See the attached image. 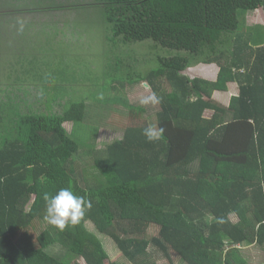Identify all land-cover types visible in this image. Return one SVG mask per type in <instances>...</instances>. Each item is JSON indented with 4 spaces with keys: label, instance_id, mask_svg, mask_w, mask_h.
I'll return each mask as SVG.
<instances>
[{
    "label": "trees",
    "instance_id": "16d2710c",
    "mask_svg": "<svg viewBox=\"0 0 264 264\" xmlns=\"http://www.w3.org/2000/svg\"><path fill=\"white\" fill-rule=\"evenodd\" d=\"M76 1L68 24L77 27L80 11L100 8L114 33L106 42L102 74L109 82L99 101H113L106 93L116 89L115 82H147L160 105L155 127L164 132L148 142L142 135L150 125L143 118L146 109L127 104L131 118L144 122L126 127L122 139L84 164L80 137L65 123L80 127L87 105L78 92L57 89L63 68L49 76L53 99L75 98L58 112L23 111L4 101L7 89L0 80V264H66L48 252L52 244L86 264H107L110 254L88 221L131 264H158L150 247L170 264L173 253L188 264H251L242 249L264 246V40L258 42L264 21L245 34L239 13L264 18V0ZM0 42L9 44L4 35ZM143 42L153 43L149 55L155 64L142 71L137 62L124 70L121 57L129 54L120 43ZM0 54V74L18 76L20 59L8 70L9 55ZM201 63L219 66L215 79L185 73ZM66 66L75 77L77 65ZM31 71L37 76V69L25 70ZM83 75L89 72L81 69ZM230 83L239 92L227 105L216 93ZM208 110L211 117L205 116ZM89 166L93 173L85 171ZM62 188L92 205L79 223L63 230L45 220L44 200ZM36 223L46 224L39 233L32 231ZM152 225L158 226L154 234Z\"/></svg>",
    "mask_w": 264,
    "mask_h": 264
},
{
    "label": "rangeland",
    "instance_id": "374dc122",
    "mask_svg": "<svg viewBox=\"0 0 264 264\" xmlns=\"http://www.w3.org/2000/svg\"><path fill=\"white\" fill-rule=\"evenodd\" d=\"M74 3L78 2L76 0H0V36L4 35L9 42V44L0 42V52L9 55L6 59L11 62H8V65L5 63L8 70L10 64L18 59L26 67L24 70L23 66L20 67L21 72L18 76L12 73L13 77H11L6 72L0 74V80L3 82L1 86L7 89L1 96L6 102L12 101L19 104L23 111L39 113L62 111L65 104L75 97L66 95L53 99L56 91L52 86L55 83L49 81V76L55 72L54 70L63 68V74L58 73L60 78L57 79L64 82H56L57 89L62 92H78L85 98L83 99L87 105L86 117L80 127L77 126L75 129L73 122H66L65 126L70 133L76 131V138L80 137L78 140L81 145L78 155L80 162L90 165L94 157L106 151L109 144L123 138L126 127L144 122L141 119L131 118L127 104L144 107L146 113L143 118L148 119L150 125L153 126L156 123L154 114L160 109V105L158 101L148 104L141 103L146 97H152L155 94L147 82L139 81L134 84L128 83L124 87H119V83L115 82L116 89L106 93V96L113 97V101L107 104L99 101L104 96L103 90H106V83L109 82L108 78L102 74L105 70L103 61L108 57L105 54L108 48L106 42L114 37V33L106 21L105 13L100 8L80 11L74 19L79 25L73 28L68 24V19L73 18L74 14L69 6ZM90 3L92 1L88 2ZM240 13L241 29L248 30L245 34H249L254 29L255 23L264 21L260 15L255 18L248 11L240 10ZM263 40V35L258 37V42ZM152 45V42L120 43V50L129 54L127 58L121 57L123 69L128 70L124 66H136L138 62L140 70H149L155 64L152 61L154 58L152 57L150 61L149 55ZM165 50L167 49L164 48ZM170 51L179 53L175 49ZM156 55L159 54L156 53ZM2 57L3 55L0 54V59ZM67 62L77 65L74 69L77 74L75 77L78 79L71 77L70 71H66ZM211 65L215 70L211 72L213 74L211 77H216L220 68L217 64ZM198 66L190 67L185 73L199 76ZM0 67L4 66L0 65ZM29 68L37 69V76H34L32 71L26 73L25 70ZM81 69L89 72L88 78L85 75L81 77ZM229 87V93L222 91L216 93V98L227 105L230 103L231 95L239 92L236 83H230ZM116 98L120 101H116ZM212 114L213 111L208 110L205 116L211 117ZM93 169L89 166L85 168V171L93 173ZM232 217L235 221L236 217ZM35 225L32 231L39 233L46 224H41L40 228L37 223ZM87 227L103 239L110 254L107 264L113 262L131 264L112 238L101 234L91 221L87 222ZM150 231L153 234L156 233L158 226L152 225ZM48 249L49 253L64 260L66 264L70 261L72 264L75 262L86 264L83 258H75L73 252L59 244H52ZM150 251L155 254L158 264H170L162 254L156 253L153 247H150ZM242 252L251 264H264V246L254 243L244 247ZM173 259L175 264H188L177 257L176 253H173Z\"/></svg>",
    "mask_w": 264,
    "mask_h": 264
},
{
    "label": "clouds",
    "instance_id": "9594fccd",
    "mask_svg": "<svg viewBox=\"0 0 264 264\" xmlns=\"http://www.w3.org/2000/svg\"><path fill=\"white\" fill-rule=\"evenodd\" d=\"M157 102L156 97H146L141 103ZM164 129L153 125L145 127L142 135L148 142H155L163 135ZM46 202L45 220L51 225L63 230L67 225H76L84 215L85 208L92 207L90 201L75 195L69 188L60 189L54 196L44 195Z\"/></svg>",
    "mask_w": 264,
    "mask_h": 264
},
{
    "label": "crops",
    "instance_id": "0c3cea01",
    "mask_svg": "<svg viewBox=\"0 0 264 264\" xmlns=\"http://www.w3.org/2000/svg\"><path fill=\"white\" fill-rule=\"evenodd\" d=\"M201 64H198L199 65L198 69H199V72H200L199 76L204 77V78H208V79H215L216 77H213V76L211 77V75H213V74H211V72L215 71L213 69L212 65L211 64H205V63H201ZM212 64H215V63H212ZM218 92H217V94H218ZM222 92H228L229 93L230 92V87H229V89L227 91H222Z\"/></svg>",
    "mask_w": 264,
    "mask_h": 264
}]
</instances>
